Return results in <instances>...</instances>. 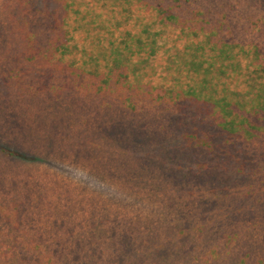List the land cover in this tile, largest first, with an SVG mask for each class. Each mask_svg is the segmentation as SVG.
<instances>
[{"label":"rangeland","instance_id":"1","mask_svg":"<svg viewBox=\"0 0 264 264\" xmlns=\"http://www.w3.org/2000/svg\"><path fill=\"white\" fill-rule=\"evenodd\" d=\"M67 3L78 58L164 29L159 88L109 89L61 60ZM214 42L259 49L235 60L244 75L214 74L264 103V0H0V264H264V112L227 133L209 102L160 85L186 88Z\"/></svg>","mask_w":264,"mask_h":264},{"label":"trees","instance_id":"2","mask_svg":"<svg viewBox=\"0 0 264 264\" xmlns=\"http://www.w3.org/2000/svg\"><path fill=\"white\" fill-rule=\"evenodd\" d=\"M70 3L66 4L67 15L63 20L64 25V39L57 45L56 51L60 55L61 60L66 61L69 59V65L82 69L85 72L90 73L94 76H101L102 86L112 89L113 84L118 83L119 85L128 86L130 89L142 88L144 86H151L152 88H159V84H154L153 80L150 78L154 76L157 68L155 61L159 56L161 50L166 48L167 42H163V34H165L164 29L152 30V26L147 24L143 32L146 34L145 37H140L135 40V43H130L127 40L119 42L112 41L110 43L112 53L109 55L100 53L95 54H85L83 57L78 58L75 53L81 49L79 44L74 41L72 35V22L69 16ZM159 11L162 15L161 23L165 26L177 24L178 15L173 13L170 8H163L159 6ZM81 18V20H84ZM114 26V25H113ZM119 25H116L117 27ZM130 50V55H125L121 49ZM135 45V48L132 47ZM213 50L214 53H208L202 44H198L195 49L196 54L186 65L185 69H188L189 80L191 82L187 84L186 88H180V84L176 83L173 85H163L164 90L163 96H170L171 98L194 97L196 99H204L209 102L216 112L220 115V127L223 131L227 133H237L243 131L245 134L251 133V128L246 125V119L248 114L254 113L259 114L264 112V103H251L243 102L240 98V91L230 88L228 86H221L222 84L214 72L224 73L228 78H234L244 75L243 70H238L239 63H235L238 56L241 54H248L251 51L254 52L256 58H259L260 51L256 46H249L245 44H233V43H221L214 42ZM86 51V48H83ZM167 49V48H166ZM225 59H231L233 62L230 64L224 63ZM172 60V59H171ZM173 61V60H172ZM219 63V64H218ZM233 64L235 65L233 67ZM255 70L253 72L260 76L264 69V64L262 62L254 64ZM179 68V66H177ZM231 68L230 73L228 70ZM155 71V72H149ZM104 71V72H103ZM116 77V79H115ZM115 79V81H114ZM217 79V82L215 80ZM215 82V83H214ZM154 84V85H153ZM178 87V88H177ZM248 112V114L246 112ZM242 112V113H241ZM247 114V115H244ZM1 148V146H0ZM6 153L13 155L12 151L7 149ZM237 240L235 236H228L226 239L227 247H230L233 242ZM212 255H218L219 252L214 249L211 250ZM251 252H247L239 260L238 264H247L252 258ZM220 255V256H219ZM217 258L221 257L219 254Z\"/></svg>","mask_w":264,"mask_h":264}]
</instances>
